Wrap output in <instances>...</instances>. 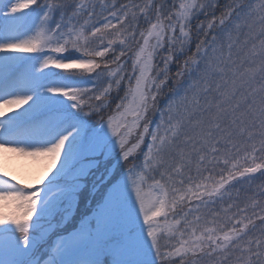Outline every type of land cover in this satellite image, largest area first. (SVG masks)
Wrapping results in <instances>:
<instances>
[{"label":"snow or ice","instance_id":"1","mask_svg":"<svg viewBox=\"0 0 264 264\" xmlns=\"http://www.w3.org/2000/svg\"><path fill=\"white\" fill-rule=\"evenodd\" d=\"M38 2L43 7L37 16L38 23L29 32L5 35L0 26V40L4 41L0 42V53H52L42 55L39 71L22 81L5 85L0 79V117L17 113L9 118L8 125L0 121V133L10 131L17 121L34 114H43L45 119H51L48 127L36 134L34 142L12 146L17 142L0 140V150L41 159L46 162L48 176L40 183L43 184L49 176L52 179L47 188H38L35 184L21 187L19 182L0 169V264H67L55 258L37 257L39 240L44 238L47 229L53 224L56 227L61 224L67 226L75 219L73 206L78 207L79 181L84 178L85 172L91 174L92 171L84 167L87 157L81 159L92 147L89 144L91 130L85 128L86 121L78 113L87 107L90 110L84 115L91 116L107 107L108 98L114 90H120L125 80L128 89L116 105L118 116L109 117L105 126L117 138L125 162L134 154H140L145 138L150 137V144L142 153L141 165H134L128 172L134 176L132 186L145 226L143 235L148 238L147 243L154 249L155 255L160 257V264L176 258H180V264H201L204 258L210 264H264V229H261L260 237L246 238L250 225H255L251 218L245 217L247 222L244 223L236 218L235 223L225 230L208 227L207 220L201 224L200 215L193 216L190 208L185 210L190 203L189 197L207 207L210 201L215 202L212 197L223 199L228 185L234 180L264 169V163H256L257 159L264 161V0H227L219 16L214 15V10L220 7V0H179L178 6L174 4V10L167 15L161 3L154 22L149 20L150 27L146 31H139L138 26L133 24L141 15L148 19L155 6L154 0L135 6L138 12L128 5H124L127 10H122L120 15L111 11L110 15L116 22L105 17L106 22L99 27L92 23L96 8L93 0H0V11L7 9L3 13L6 21L20 23L31 15L26 10L36 12L34 6ZM201 15L206 19L211 15L212 18L205 23L199 20ZM81 17H84L82 22ZM194 21L197 22L195 35ZM113 29L116 31L113 32ZM213 30H217L216 34L210 35ZM220 30H223L222 33ZM109 34L116 38L109 39ZM201 35L203 39H200ZM94 38L98 41L97 48L90 50L89 44ZM117 43L122 48L119 57L111 61L117 67L111 69V64L103 65L110 69L107 75L111 79L98 94L93 89L64 82L75 70L96 72L101 68L96 58H104L113 52ZM132 44L138 45V49L133 52L132 75L129 77L126 69L128 61L120 63V58L132 50ZM101 45L103 50H97ZM70 49L82 55L77 58L59 55ZM162 51L166 54L161 55ZM157 58L163 67L155 63ZM11 59L0 57V61ZM177 60L180 61V68L173 77L171 65ZM49 69L62 70L55 75H63V80L48 75ZM172 79L176 81V95L160 111L157 108L158 98L168 89V82ZM101 101L103 103H99ZM54 104H65V112L68 109L76 111L59 120L57 112H48ZM153 110L159 111L160 120L155 124L154 131H150L152 121L149 114L155 115ZM250 114L254 118L249 126L247 118ZM128 117L132 119L129 121ZM74 119L77 122L74 123ZM189 129L194 134H190ZM136 133H140L136 142L130 144L131 137ZM237 136L246 137L243 149L236 142ZM181 138L186 145H190L191 152L181 150L176 153L180 157L179 162L175 163L173 156L174 163H168L167 157L175 152ZM221 141L225 146V168L221 169L219 180H215L211 171L207 177L201 178V165L208 152L212 156L207 163L219 164L220 148L217 145ZM242 150L245 153L243 160H250L253 166L232 162ZM201 152L205 154H199ZM193 154L198 155L197 175L196 179L187 176L188 187L185 189V180L177 178L186 175L184 170L191 164ZM103 155L105 153L101 152ZM229 164L230 169L227 168ZM137 167L142 169L138 173ZM225 170L227 177L222 174ZM157 173L159 179L156 178ZM149 180L152 182L149 183ZM42 192L45 193L43 197ZM200 207L197 204L196 210L199 211ZM48 216L52 220L45 227L41 221ZM257 219L264 222V215ZM212 223L215 224V221ZM32 233L39 239L34 241ZM162 233L166 235L162 236ZM177 235L179 246L161 245L162 239L170 242ZM69 236L70 241L60 239L59 244L53 242L57 253L62 254L77 245L94 247L98 253L95 259L71 264H145L137 259H118L113 255L118 248L129 253L140 249L142 240L135 230L120 235L106 234L95 219L82 217L81 223ZM9 247L23 251L28 259L5 260L3 254ZM162 247L169 250L163 251Z\"/></svg>","mask_w":264,"mask_h":264},{"label":"trees","instance_id":"2","mask_svg":"<svg viewBox=\"0 0 264 264\" xmlns=\"http://www.w3.org/2000/svg\"><path fill=\"white\" fill-rule=\"evenodd\" d=\"M148 2V0H93V3L96 5L95 8V14H98L100 10L106 6L107 11H116L119 13H122V10H127L124 9V5H128L129 8H131L133 11H139L138 8L135 6L138 5H144ZM227 2V0H220V7L216 8L214 10V15L219 16L221 12L224 10V5ZM161 3L164 4V13L167 15L170 11L174 10V4L178 6L179 0H154L155 6L151 9L148 19H145L143 15L138 17V20L134 22L133 26L137 27L139 31H146L150 27L149 20L154 22L155 17L157 15V9L160 8ZM115 5V7H113ZM43 5L38 2L34 8L36 9V13L39 12L38 9L42 7ZM59 16V13H57V18ZM212 16L210 15L207 19H211ZM207 19L205 16L201 15L199 17L200 21H204L207 23ZM196 21L193 22V34L195 35V25ZM113 32L116 30L113 29ZM217 30H213V32L210 35H215ZM179 34V33H177ZM109 39H115L116 37L109 34L108 35ZM203 35L200 36V39H203ZM137 39H140L139 36H137ZM210 39V37H209ZM94 43H98V41L94 38L92 40ZM107 43V41H105ZM95 45V44H93ZM91 46L92 48H96ZM122 46L117 43L114 46V51L109 52L104 58H96L98 63H101V70L105 71V78L104 82L109 81V77L107 73L109 72L110 69H106L103 67L105 63L111 64V61L119 57V51L121 50ZM132 50L129 51L124 57L120 58V63H123L124 61H128V64L126 65L127 69V75L130 77L132 75L131 73V64H132V58L133 57V52H135L138 49V45L132 44L131 46ZM97 50H103V45H101ZM195 51V44L192 46V52ZM163 51L161 52V55H165ZM24 55H29L25 54ZM184 57H181L183 59ZM156 64H158L160 67H163V64L159 60V58L156 59L155 61ZM117 65L111 64V69H115ZM180 68V61L177 60L171 65V74L173 77L175 76V73L179 70ZM157 71L159 69H156ZM55 74L62 72V70L59 69H54ZM82 73H88L86 71H79L75 70L73 74L69 76L70 79H74V75H81ZM67 75V73H64ZM90 74V73H89ZM63 79L62 76H58ZM106 79V81H105ZM169 87L168 89H165L164 94L162 97L158 98V103H157V108L161 110L163 106V100L165 98H169L173 96L175 89L177 87L175 79L169 80ZM104 84L101 83L99 87L103 86ZM98 86L97 87H89L88 89H93L95 92L98 94V92L101 90ZM85 88V87H82ZM128 89V83L127 80L124 81V83L121 84V88L119 91H113L112 95L108 98L109 99V104L107 107L101 108L95 113H93L91 116L84 115L85 112L89 111L87 107L84 108V111L81 113H78L79 116L84 118L86 120V127L87 126H92L94 124H97L98 122L105 120L111 116L117 115L116 111V105L120 103V101L124 98L125 93L127 92ZM171 89V90H169ZM257 100L259 101V97H257ZM97 102H93L95 104ZM103 103V101L99 102ZM70 113H75L76 110L74 109H69ZM155 115H153L151 112L149 114V119L153 121V118L157 117L159 114V111H155ZM131 119V117H129ZM231 117H228L227 119H230ZM254 117L249 115L247 118L249 121V126L251 119ZM227 123V120L225 121ZM256 123L259 124V120H256ZM142 131V130H141ZM190 134H194L191 132V129L188 130ZM140 133L134 134L131 139H130V144H134L136 142V136L139 135ZM219 138V136L217 137ZM236 142L241 146L243 149V143L246 140V137H235ZM147 138L145 139V144L147 142ZM177 148L175 152L170 154L167 157L168 163H174L172 157L175 156V163L179 162L180 157L176 155V153L180 152L183 150V152L188 153L191 152V147L190 145H186L183 139L179 140L177 142ZM119 145H117V148H115L112 152H107V148L103 150L102 152L105 153V155L101 156V154L98 155H93V156H82L81 159H84V157H87L86 161H90L91 164L89 168L92 169L91 174H88L84 176L82 180L79 181L80 184V194L78 196V207L73 206V212L75 214V219L70 223L65 226L64 224H61L59 227H56L55 224H53V229L51 232L47 230V233L44 235V239H47L48 243L44 244L43 246L40 245V248L44 251V248H50L51 244L54 242L57 236L62 234L63 232H68L71 229L75 228L77 225L80 224L81 218L86 217L88 219H95L97 216V211L99 208V203L100 200L103 198L105 192L107 191L108 187L112 183V181L120 176L122 171L126 168H132L134 165H141V162L143 160L142 157V148L140 149V154H134L130 159L125 162L122 159V152L120 151ZM199 148V145H197ZM217 147L220 148V153H219V159L220 162L219 164H213L209 165L207 163L208 160L211 159L212 153L208 152L207 157L205 162L201 165V172H202V177H207L209 175V171H211V175L215 178L216 181L219 180L220 178V173H218V170L221 168V161L222 157L224 156V142L221 141V144L217 145ZM228 148L231 149V145H228ZM234 151V150H232ZM199 154H205L204 152H201ZM245 154L243 150L235 156V158L242 156ZM191 159V164L189 165L188 168H185V176L183 177H178L177 179H184L185 180V185L184 188L186 189L188 187V181H187V176H192L193 179H196L197 171H196V162L198 160V155L193 154ZM95 161V163H92V161ZM258 163H264V161L259 160ZM214 169V170H212ZM136 170L141 171L142 169L140 167H137ZM163 169H161L162 171ZM242 171L243 169H239ZM225 177H227L228 172H223L222 173ZM156 178L159 179V174H156ZM199 180H196L198 182ZM152 181L149 180V183ZM60 184L63 185L64 181L61 180ZM46 185H49L47 183ZM179 186V185H178ZM264 169L261 170V172H258L254 175L248 176V177H243L239 178L237 180H234L231 184L228 185L227 188V194L224 195L223 199H219L215 197V202L213 204V208L207 213H203L202 219H201V224L204 223L205 220H207L208 227H217L219 228H224L225 230H228L231 226L232 223H235L236 218L242 219V223L247 222L245 217L251 218V220L255 221V225H250L248 236L246 238H251L255 239L257 237H260L262 235L261 229H264V222L260 221L257 219L258 216L264 215ZM258 202V203H257ZM43 215V214H42ZM36 220V217L33 218ZM51 219V216H48L46 219ZM58 220L59 217H56ZM212 221H215V224L212 223ZM46 227V225H44ZM241 225H237V227H241ZM32 236L36 237L35 233H32ZM145 264H160V260H157L155 262H146ZM165 264H180V258H176L175 260L168 262L165 261ZM201 264H210V261L207 258H204L201 260Z\"/></svg>","mask_w":264,"mask_h":264},{"label":"rangeland","instance_id":"3","mask_svg":"<svg viewBox=\"0 0 264 264\" xmlns=\"http://www.w3.org/2000/svg\"><path fill=\"white\" fill-rule=\"evenodd\" d=\"M6 11L7 9H3L2 11H0V26L3 27L5 35H17L18 33H23L25 26L27 28L26 31L29 32L34 27V25L38 23V19H28L19 29H17L15 25L19 23L8 22L5 20L3 13ZM105 17H107L108 20H112L113 23L116 22V20H114L110 14H100V16L98 17L99 20H93L92 23L99 27L104 22H106ZM220 31L222 33L223 30ZM0 42L4 41L0 40ZM21 54L22 53L16 52L0 53V57L7 56L13 58L9 61H0V79L3 80L5 85L17 81H22L27 78L31 73L38 72L39 63L41 62V56L52 53L49 52L40 54L33 60H29L27 62L20 61ZM184 86L186 87V85ZM182 94L183 91L181 90V95ZM52 112H57V119H61L63 112H58L55 109H51L49 113ZM16 114V112H11L7 116L0 117V121H2L5 125H8L9 118L15 116ZM50 119V117L49 119H45V115L40 116L39 118H35L34 115H32L28 119L17 121L11 126L10 131L0 133V140L16 141L17 144H13L12 146H25L28 143L34 142V137L36 136V134L41 131H44L48 127ZM159 120L154 122L152 128H150L151 131H154V126L156 123L159 122ZM73 122L75 123L77 121L74 119ZM107 122L108 120L103 122L99 127L91 130L89 135V144L92 147H90L89 150L86 151L87 153H100L102 149L106 146V144H108L109 139L113 137L111 135L110 130L107 129L105 126ZM117 145L118 140L117 138H115L113 141H111L107 152H112L114 146ZM244 155L245 154L236 159H233L232 162L235 163L238 161L240 165L249 167L253 166L250 160L247 162L243 160ZM223 158L224 156L222 157L221 168L218 170V173H221V169L225 168V165L223 164ZM258 161L259 159H257L256 163H258ZM84 167L89 168V163L88 165L84 164ZM227 168L230 169L231 164H229ZM0 169L6 171L8 173V176L11 177L14 181L19 182V186L21 187L24 186L20 181H23L28 185H39L41 184L40 181L44 180L45 176H48V167L46 166V162L42 161L41 159H36L25 155H17L11 152L5 153L2 150H0ZM239 169L241 168H238V170ZM224 172H227V170H225ZM133 178V174L124 173L120 178L111 183L110 188L107 190L106 195L103 197V201H101L100 213L98 215L97 224L100 225L101 231L105 232L106 234L115 235H120L124 231H127L131 228H137V226L139 227L135 232L138 236H140L142 240V245L140 249L137 250L135 253H129L124 249L118 248L113 252V255H115L118 259H137L140 261L158 260L160 259V257L155 255L154 249L149 247L147 243L148 238L143 235L145 226L142 224V214L139 212V205L135 199V192L132 186ZM16 179H19L20 181H17ZM51 179L52 177L49 176V179L45 180L44 182H47ZM205 182L208 183V181ZM34 190L35 189H30V191ZM144 190L146 192L148 191L147 185H144ZM262 190H264V187ZM44 195L45 193L42 192L41 196L43 197ZM189 199L190 203L187 204V208L185 210L189 208L192 209L193 216L200 215L202 217L203 213L208 214V212L213 208L214 202L210 201L207 207H205L203 206L201 201L196 200L192 197H189ZM212 201H215L214 197H212ZM197 204L201 205L199 211L196 210ZM176 218L179 219V216H177ZM161 235L163 236L166 234L162 233ZM187 238L188 235L186 233L185 239ZM60 239H68L70 241L69 233L59 238L56 244H59ZM179 240L180 238L178 235L172 237L170 242L165 239H162L161 245L163 246L164 244L168 243L169 247L179 246ZM162 250L168 251L169 248L162 247ZM172 250H174V248ZM53 253L54 257H50L48 259L55 258L58 261L67 262V264H71V262L74 261H81L79 259H84L82 261L95 259L98 255L94 247H84L79 245L69 248L68 251L63 252L62 254L57 253L56 247L54 246ZM3 255L4 259L8 261L23 260L26 257L23 251L11 247L6 248Z\"/></svg>","mask_w":264,"mask_h":264}]
</instances>
